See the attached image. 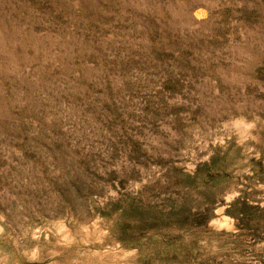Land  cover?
Returning <instances> with one entry per match:
<instances>
[{"label":"rangeland","instance_id":"1","mask_svg":"<svg viewBox=\"0 0 264 264\" xmlns=\"http://www.w3.org/2000/svg\"><path fill=\"white\" fill-rule=\"evenodd\" d=\"M0 264H264V0H0Z\"/></svg>","mask_w":264,"mask_h":264},{"label":"bare ground","instance_id":"2","mask_svg":"<svg viewBox=\"0 0 264 264\" xmlns=\"http://www.w3.org/2000/svg\"><path fill=\"white\" fill-rule=\"evenodd\" d=\"M234 123L242 131V133L244 132L246 134L247 132L249 133L250 127L252 125V123L245 118L236 119Z\"/></svg>","mask_w":264,"mask_h":264}]
</instances>
